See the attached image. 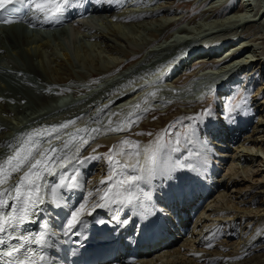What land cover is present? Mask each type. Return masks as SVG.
Masks as SVG:
<instances>
[{"label": "bare ground", "instance_id": "1", "mask_svg": "<svg viewBox=\"0 0 264 264\" xmlns=\"http://www.w3.org/2000/svg\"><path fill=\"white\" fill-rule=\"evenodd\" d=\"M205 1L208 3L197 12L196 18L199 15V18H197V20H199H196L197 22L194 21L192 23L185 20L188 25L192 24L190 25L191 28L184 25L185 17L181 14L183 10L177 12L173 9L174 5H179L181 3H184V6L193 8ZM214 1L220 5L222 4L221 6L223 7L225 6L221 14H218V12H215V9L212 8L214 6ZM114 2L115 1L112 0H92L90 3H83L82 5H85L87 10L91 8L97 15L91 18L89 23L84 25V27L88 29L83 30H89L90 28L91 30L88 32L92 31V33L89 34L96 37L94 41L98 44L102 43L101 45H105L106 48L108 47L115 55L117 54L121 57L125 56V58H127V56L138 55V60L135 61L136 63L139 61L138 65L136 66V63H134L127 72H123V70V75L132 71L135 72L134 69L148 68L153 64L151 62L155 59L154 57L160 56L163 51L169 48H173L175 51L164 61L158 70L167 71L171 66L175 69L178 67L175 72H172L166 78H168L169 81L172 80V82L177 85L176 88H178L179 91L183 93L189 92V94H191L192 92L198 93L200 89L208 87V89H206V92H208L207 94H211L212 96L219 95V100L226 102L232 98L235 92V87H230L231 83L233 85V83L235 84L238 80V75L235 76L236 74H233L232 78L229 79H226L224 76V73L233 66L234 70L237 68L239 69L240 82H242V84L245 82L244 84L247 85V87L244 88L247 94H245L243 101L239 103L240 107L237 109V114L228 121V124L224 126L222 122L212 120L210 116H203L200 120L203 124L201 123L198 130H196L199 140L206 142V148L203 143L194 140L192 147L188 146L190 153L188 160L189 163L193 164L195 168L199 170L198 172L202 177H195L194 174L189 173L187 169H182V172L178 174L174 172L171 178L163 176L162 174H157L155 176L157 178V187H159L160 190L161 188L163 190L166 186H169L168 188H177L178 190L184 188L189 199H193L190 194H192L194 198H197L192 205L198 215L195 218L194 227L191 228L192 230L188 232V234L183 235L179 240L169 244L168 247L161 249L156 246L153 247L154 250L149 254L140 251V262L136 264H250L254 259H263L264 253L260 256L251 257V254L253 255L258 251L264 252V176L262 175V172H264L263 0H253L252 2L250 0H237L236 2H233V0H195L193 3L192 1L186 0H171L168 1V5L167 3L164 5L159 4L155 8L147 7L146 9H140L136 12L134 10L135 2L133 1L134 4L133 2L129 3L128 10H134L135 13L133 12L131 15L133 17L130 15L127 16L128 19L129 17L132 18L133 22H127L128 26H126L128 30L124 32L119 30L121 26L114 24L113 20L122 19V15L127 8L120 9L118 5L121 2L118 4H114ZM36 12L37 11L34 13ZM76 12H79V10L72 11L64 9L63 13L58 17L54 19L50 18V21L55 22V26H59L60 30L58 36L53 35V38L50 37L52 40L60 44L59 41H69V39L71 40V38L74 37V32H72L74 28L68 33L64 32L60 26L64 23H72ZM156 15H160L161 17L157 18ZM102 16L106 17V20L101 21L97 19ZM138 17H147L146 19L152 17L153 19H151L150 22H144V24L142 22L134 23V21H138ZM140 18L139 20H141ZM201 18L208 20L207 26L213 23L218 24V29L220 30H222L225 25L227 26V22H232L236 24L237 27L242 26V24L243 26L250 24L253 27L254 33L246 35L244 31V38L229 44L228 48L221 50L223 47L221 44L224 38L216 33L215 30L218 29L208 30V28H204L206 23L204 24ZM40 21L35 24L41 25ZM14 28V26H10L6 29L0 26V80L2 79L0 81V160H3L6 156L11 154V149L8 145L12 144L15 146L19 143V138L23 136V132L28 129L27 126L35 121H37V124H35V130L33 131L34 139L41 142L44 146H46L48 142H51L53 146L58 147L59 145H57V142L53 140L55 135L57 137V133L52 137V134L50 135L47 133L46 129H49L50 125L62 117L61 113H63L64 108L69 107V103L79 99L82 101L81 98L85 97L84 95L93 92L95 89L99 91L108 85L117 84L121 77L114 78L108 76L113 69L120 66L123 60L116 58L115 65L108 66L106 63L105 65H107V67H102V65L100 66L95 63L96 68H93L91 71L88 70V73H82L78 70L76 74L85 81L84 84L78 86L66 85L67 88L62 87L61 89L59 87L58 89L60 91V89L63 90V88H66L67 92H71L70 94L75 95L76 98H71L69 100H65L64 98L60 103L52 104L48 101V96L44 95L45 92L44 89H42V83L50 82V78H46L50 77L49 72L46 70L47 67H43V63H41L43 76L38 67H36L32 55L33 53H37L38 61H42V50L51 46V40L48 39L49 37L46 39L43 37L39 38V35L35 33L38 32L39 29L33 32L31 31L30 34H28L24 31H17ZM77 28H75V30ZM101 28L106 29L105 34ZM192 29L196 35H194V37L193 35L188 37L186 33L192 32ZM213 34H217L219 37L209 40V38L215 36ZM81 35L82 37L84 36V38L87 37L86 34L84 35L82 33ZM108 36L112 37V40L115 39V41H120L124 46H111L107 43L109 42ZM45 37H47V35ZM204 38H207L208 41H202ZM131 43L132 45H130ZM182 48H185L183 50L185 53H183L181 57V54L177 55V52ZM24 54L29 58L26 57V60L28 59L27 61H25ZM150 58L151 61L149 60ZM204 63L205 65H200ZM194 64H198V66L193 67L192 65ZM152 66L154 67V64ZM188 66L190 67L189 69H187ZM3 68H7L10 74L14 73V71H19V75L17 74L19 79L10 82L13 86H10L8 80L3 77L5 74V71H2ZM20 70H28L29 72L34 71L38 76V80L33 77L31 78L27 74V71L20 72ZM184 71L186 73L189 72V74L183 76ZM139 74H141V72ZM67 76L71 79L70 84H73L75 77L72 75V72L67 73ZM180 76L183 78L180 79ZM92 77H95L98 83L93 82L91 79ZM61 79L65 80L66 78ZM210 79H212V85H208ZM23 82L29 90H34L36 93L31 96L25 93L21 94L22 91H19L20 89H18L17 86H20ZM43 86L46 87L44 84ZM250 94L252 95L250 96ZM7 99L13 102V107H10V104L6 102ZM21 103H23V105H21ZM24 103H28V105H24ZM171 103L168 104L167 102V105L164 106L165 109H161L163 113H167L172 109H179L177 108L178 106L180 108L196 106L195 102H191V100L185 101L184 103ZM26 105L29 110H31L29 115H27L24 120H20V122H14L10 126L7 125L5 120L8 119V116H13L16 113L18 114L21 107L25 108ZM221 106V101L215 100L212 106L213 111L217 110L215 108H220ZM176 111L179 112L178 110ZM20 112L24 113L23 111ZM155 113L158 112H154L152 116H154ZM78 115L82 114L79 112L77 116ZM67 116L70 115L68 114ZM133 132L135 131L133 130ZM51 133H53L52 129ZM62 135L64 137L66 134L64 133ZM165 141H167V139H165ZM240 149L243 153H241ZM224 152L232 153L229 154ZM197 153H200V155H197ZM226 155L229 157L230 161H225ZM168 157H171L170 163H174L177 159L181 162H183V160L185 161V159H181V155L177 152L168 153L165 159ZM85 158L87 159L85 160ZM130 159L129 162H131ZM107 160L108 157H94L91 153L83 157L80 156V160L75 165L74 169H79L80 171L81 185L82 183L84 184L87 175L95 173V169L103 168L108 174L111 166H106L108 165ZM224 162H226V166ZM225 168L227 169V175L225 173L220 179L215 180L217 171ZM65 171L67 172L68 169L66 168ZM69 171L66 174H68ZM162 176L165 177V179L162 178ZM209 176L210 181L207 179ZM107 177L108 176H103L101 180H105ZM187 177L189 179L182 183L180 182L181 179ZM49 179L51 178L48 177V180ZM197 181H200L201 186L194 188L193 186ZM58 182L59 180L57 183ZM187 185L189 188L185 189ZM91 186H93V189L89 191L96 192V190L103 188L104 184L99 182L98 185L93 184ZM82 187L83 186H80L70 191L68 189L60 190V195L63 197L62 204L64 208L70 205H74L78 208L79 205L86 202V200L90 204L91 200L98 199L96 197L93 198L97 195V192L91 197L82 199V195L80 196ZM192 190L193 192H191ZM68 192H70L69 195H67ZM164 192L165 191L157 194L155 193L157 198L163 200L159 203L161 206L157 207L167 209L168 203L174 199V196L166 197V193ZM189 199H187L186 202H189ZM53 207L52 204L48 203V205H42L41 208L48 214V210H51ZM92 210L91 207L86 208L82 215ZM97 210H99V208L95 209V211ZM169 214L172 216L171 213ZM230 260L233 262L230 263Z\"/></svg>", "mask_w": 264, "mask_h": 264}, {"label": "rangeland", "instance_id": "2", "mask_svg": "<svg viewBox=\"0 0 264 264\" xmlns=\"http://www.w3.org/2000/svg\"><path fill=\"white\" fill-rule=\"evenodd\" d=\"M133 1L135 2V4ZM168 1H171V0H154V1L153 0H137V1H135V0H115L114 4L115 3L118 4L121 2L118 5V7L120 9H126V8L127 9L125 10V13H123V15H122L124 18L123 17H122V19L119 18V20L114 19L113 23L120 25L121 29H119V30L120 31L122 30L121 32H124L125 30H128L127 29V26H128L127 22L132 21V18L129 17V19H130L129 20L127 16H129V15L131 16L133 14L134 10L136 12L137 10H140V9L141 10L146 9L147 7L148 8H151V7L155 8L159 4L164 5L167 3V5H168ZM186 1H192V3L195 2V0H186ZM230 1H232V0H230ZM236 1L237 0H233V2H236ZM250 1L252 2L253 0H250ZM130 2H133V4L135 5L134 10H128V8H129L128 5ZM263 2H264V0H263ZM192 3H190V4H192ZM207 3L208 2L205 1L204 3H201L200 5L198 4L199 6L196 5L193 8H191L189 6L188 7L184 6L185 4L181 3L179 5H174L173 9L176 10L177 12L183 10V11H181V14L184 15V17H185L184 21L188 20L187 22L193 23L194 21L197 20V18H199V15L196 18L197 12L200 11ZM213 5L214 6L212 8H214L215 12H218V14H221V12L224 11L225 6L224 7L221 6L222 4L220 5L214 1ZM157 12H158V10H157ZM124 15H126V16H124ZM216 16H219V15H216ZM131 17H133V16H131ZM156 17L160 18L161 16L156 15ZM139 18L140 17H138L137 18L138 21L136 20V21H134V23L142 22L144 24V22L145 23L150 22L151 19H153L152 17L150 19L149 18L146 19L147 17L146 18L141 17L140 18L141 20H139ZM97 19H100L101 21H103V20H106V17L102 16V17H98ZM125 19H126V21H125ZM186 21H185L184 25H187L191 28L190 25H192V24L188 25V23ZM201 21L204 24L206 23L204 25V28H208V30L219 28V25L216 23H213V24H210V26H207L208 20H205V18H201ZM76 28H77L76 30L74 29L72 31V32H74L73 33L74 37L71 38V40L69 39V41L61 40V41H59L60 44H58L57 41L52 40L53 35L51 36V34H46L47 37H45L46 35L42 32V30H41L40 34H38L39 38L43 37L44 39H46L49 37L48 39L51 40V42H50L51 46H48L44 50H42V52H43L42 53L43 54L42 61H38L39 59L37 57V53L32 54L34 63H36L35 65L41 71L42 75L44 76L43 68L41 67V63H43V67H45V68L47 67L46 70L49 72L50 77H46V78H50L49 79L50 82L42 83L40 81V79H42V78H40V77H39L40 78L39 81L42 83V89H44V92H46V94H47L48 90L52 91V93L47 94L48 99H49L48 101L50 103L57 104V103H60L64 98H65V100H69L71 98H76L75 95L70 94L71 92H69V91L67 92L66 88H67V86H78V85L84 84L85 81H83L82 78H80L76 74L78 70H80V72H82V73L83 72L88 73L89 72L88 70L91 71V70H93V68H96L95 63H97L100 66L102 65V67H107V65L108 66L115 65L114 63H115L116 58L120 59V60L123 59V60L120 63V66L118 68L113 69L111 71L110 75L108 76V77H114V78L121 77L120 80L117 82V84L110 85V86L108 85L107 87H103V89H101L99 91H96V89H95L93 92L87 94L88 96L84 95L85 97L81 98L82 101L79 99L77 101L69 103V107L64 108L63 113H61L62 117L58 121H56L55 123H53L52 125L49 126L50 130L46 129L47 130L46 132L49 133L50 135L52 134V137H53V135H55L57 133V137H59L60 139H57V137L55 135V137H53L54 138L53 140L56 141L57 145H59L60 147L62 146L63 140L64 141L69 140L73 136L76 137V139L72 142L73 144L79 143L81 141V138L88 140V143L84 144L82 146V148L80 149V152L77 154L78 159H74L72 161V163L67 167L68 171L69 170L71 171V172L69 171V173H68L69 176L74 173L75 165L79 162L80 156L83 157L84 155H88L89 153L93 154L94 157L95 156L99 157V158H107L108 157V160H107L108 165H106V166H111L110 168L112 169L113 165L110 162L109 157H112L113 160H119L121 163H123L124 161L129 162V159L131 158L130 159L131 162H129V163H135V160H136L135 156H131V157L128 155L120 156V155H117V153L120 151V149H123L125 153H129V152L134 153L138 150L140 152L139 159H140L141 163H143L144 162V148L145 147H147V148L153 147L155 145V142L157 141V138L161 137V136L164 137V141H165V139L168 140L169 136L164 135L165 131H167L168 133H172V134H174L176 131L183 132L182 125H191L192 127L196 128L198 130V127L200 126V124L202 122H200V120H195V119L192 121H189L186 118L187 117H194L195 118L197 114H200L202 112V110L207 109V108L211 109V113H212L210 115L211 119L212 120H218V121L222 122V125L225 126L226 124H228V121H230V119L237 114L238 108L236 107V105L239 104L241 101H243L245 94H247V92L244 89L245 87H247V85L244 84L245 82L243 83L244 85L242 84V82H240V76L238 73L239 69L236 67L237 69L234 70L233 69L234 66H233V67H230V69L224 73V76L226 79L232 78L233 74L234 75L236 74L235 76L238 75L237 76L238 77L237 82L235 84L233 83V85L231 83V85H230V87L231 86L235 87V92H234L233 98L230 100V102H229V100H227L226 102H224L223 100H219V98H220L219 95H215V96L211 95V98L201 97L199 99L191 100L193 97H195V98L199 97L200 96L199 92L205 93V95H206L208 93V92H206V89H208V87H205V89H200L198 93L192 92L191 94H189V92H185V94H184V96L186 98H188V100H191V102H195L196 106L181 107V108L178 106L177 108H179V109H172L167 113H163L162 110L165 109L164 106L167 105L166 104L167 102H168V104L171 103L172 101L173 102L171 104H173V103H184L185 102V99L184 100H179V99L177 100V99H174L173 97H171V95L169 97V94H171V92H173L174 88L176 87V86H174L175 83L172 82V80L169 81L168 78H166V76L163 75L161 73V71L158 70V68L164 63V61L175 51L173 48H169L166 51H163L164 53L162 52V54L160 56L158 55V56L154 57L155 59H153V62H151L154 64V67L152 66L153 65L152 64L148 68H145V69L139 68L136 70L134 69L135 72L132 71V72L127 73L126 75L125 74L123 75V72H127L128 69H130V66L132 67L134 65V63H136L135 61L138 60V58H137L138 55L137 56L136 55L127 56V58H125V56L121 57L117 54L115 55L114 53H112L110 51V49L108 47L106 48L105 45H101L102 43L98 44L94 41L96 37L90 35L92 33V31L88 32L89 30H91L90 28H89V30H83V29H88V28L84 27V25H82V26L78 25V26H76ZM101 30H103L104 34H105L106 29L101 28ZM252 30H253V27L250 24L245 25V26H243V24H242V26L237 27L236 24H233L232 22L231 23L227 22V26L225 25V27L222 30L218 29L215 31H216V33H218L220 36H222L224 38L223 43L221 44V46H223L221 48V50L222 49L224 50V49L228 48L229 44H231L233 42L235 43L238 40L244 38V31H245L246 35H251L254 33V30L253 31ZM169 32H170V30H169ZM75 33H76V35H75ZM82 33L84 35L86 34L87 37H85V38H84V36L82 37V35H81ZM186 34L188 37H191L192 35L194 37V35H196L193 32V29H192V32L190 31ZM213 35H215V36H213L212 38H209V40H213L214 38L219 37L217 34H213ZM55 36H58V34ZM204 36H206V35H204ZM50 37H52V38H50ZM90 37H91V39H90ZM108 40H109V42H107V43L113 47L124 46V44L121 43L120 41H117V40L115 41V39L112 40V37H110V36H108ZM204 40L208 41L207 38H204L202 41H204ZM114 45H116V46H114ZM130 45H132V43ZM153 55H155V54H153ZM24 56H25V61H27L29 59L28 56L25 54H24ZM26 57L28 58L27 60H26ZM113 59H114V62H113ZM149 60L151 61V58ZM106 63H107V65H105ZM157 63H158V65H157ZM155 65L157 68L155 67ZM87 68H89V69H87ZM22 71H27L28 73L27 72L26 73L31 78L33 77L34 79L38 80V76L35 74L34 71L33 72H29L28 70H22ZM71 72H72V75L75 77L73 84H70L71 79H70V77L67 76V73H71ZM140 72H141V74H139ZM185 73L183 74V76L185 75ZM137 76H138V78H137ZM61 78H66V79L62 80ZM134 78L137 79L139 82L137 80H135ZM141 78H143V79H141ZM181 78H183V77L180 76V79ZM91 79L93 82L98 83V81L96 80L95 77H92ZM99 79H102V78H99ZM156 79H157V81H156ZM234 81H235V79H234ZM211 82H212V79H210V82L208 85H212ZM43 84L46 87H44ZM59 87L61 89H62V87H66V88L65 89L63 88L64 91L61 89L59 91L58 90ZM251 88H252V86H251ZM104 93L106 96L104 95ZM152 93H155V95H151ZM251 95L252 94H250V96ZM189 97H190V99H189ZM169 99H172V100H169ZM7 100H6V102H8L10 104V107H13L14 106L13 102H10V100H8V101ZM215 100L221 101V103H222L221 107L222 108L217 107V108H215L217 110L213 111L212 106L214 105ZM79 101H80V103H79ZM77 103H78V105H77ZM25 104L28 105V103H24V105ZM137 104L139 105V108L135 107V105H137ZM21 105H23V103H21ZM27 105L25 106V108L21 107V109H20V111H23L24 113L18 111L19 110L18 109V110H16L19 112L18 114L16 113L17 115L16 114L13 116L9 115L8 119L5 120L7 125L10 126L14 122H20V120H24V118H26L27 115H29V113L31 112V110H29ZM73 105H74V107H73ZM145 109H147V111H145ZM176 110H178L179 112H177ZM186 111H188L189 113ZM79 112L82 115L77 116V114ZM154 112H158V113H155L156 116L155 115L152 116L154 114ZM68 114L70 116H67ZM63 115H65V116H63ZM75 115L79 118H77ZM153 117H155V118H153ZM167 117H169V118H167ZM64 119L67 121L74 120L76 124H69L67 128H63V129L58 128L57 132L51 133V129L53 128V126L58 127L59 124L67 122ZM59 121H61V122H59ZM62 121H65V122H62ZM35 122H33L32 124H29L27 126L28 129H26L23 132V135L25 133H33V131L35 130V128H34L35 124H37V121H35ZM180 122H182V123H180ZM170 125H175V128H171ZM224 126H223V128H224ZM117 127L122 128V130L121 131H110L109 130L110 128H117ZM92 129H99V131L93 132ZM133 130L135 132H133ZM47 133H45V134H47ZM64 133L66 135H64V137H63L62 134H64ZM149 133L151 135H149ZM59 135H62V136H59ZM124 140L130 141L131 143L130 144H121V141H124ZM171 140L173 143L175 142V136L174 135L171 136ZM181 141H182V143H181L180 151L177 153L179 155H181L182 160L187 159V161L189 162L188 157H189L190 153H189L188 146L192 147V144L189 145V144L184 143L183 142V136H181ZM59 146H58V148H60ZM65 151H67V150H65ZM72 151L74 152V148L72 149ZM240 151H241V149H240ZM220 152H223V151H220ZM168 153L171 154L172 152L165 150V158H166ZM224 153L231 154L232 152H224ZM241 153H243V152L241 151ZM69 155H71V153H69ZM225 161L226 162L230 161V159L227 155H226ZM226 162H224L225 166H226ZM223 167H224V165H223ZM96 168H98V167H96ZM111 169H110V171H111ZM187 170L189 173H193L195 177L196 176L202 177L200 175V173L198 172L199 170L197 168H196V171H192L189 169H187ZM226 170H227L226 168L223 170H218L217 174H216L217 176H215V180L220 179L223 176V174L225 175V173L227 175ZM104 172L105 171L103 168H101V169L99 168V169H95V173L87 175V178L84 180V184L82 183V185H81V186H83L82 189L80 188L81 189L80 196L82 195V199L89 197V193H91V196H92L93 194H96V192H98V191L100 192V194L104 192L105 188L107 187L106 184H104L103 188L96 190V192H90L91 189H93V186H91V185H93V184L98 185L103 176L105 177V176L109 175V173L107 174L106 172L105 173ZM181 172H182V169H177L175 171V174H178ZM262 175L264 176V172H262ZM163 176H165V175H163ZM163 176H162V178L165 179V177H163ZM119 177L120 176L118 175L115 177V179H119ZM49 178H51V179H49V182L57 183V181L59 180L60 177H59V175H57V176H51ZM209 178H210V176L207 177V179L210 181ZM187 179H189V178L188 177L183 178L180 180V182L182 183L183 181H186ZM88 180H90V181H88ZM197 182L199 185H201L200 181H197ZM113 183H114V181H113ZM157 186H158V184H157V178L156 177L151 181V184H148V183L143 182V181L140 184V187L144 191H150L152 193V195L155 193L157 194V193L163 192L169 187V186H166L163 190H162V188L160 190V188ZM248 190H249V188H248ZM69 194H70V192H68L67 195H69ZM95 197L99 198L97 195H95L93 198H95ZM46 204L48 205V203H46ZM49 204H51V203H49ZM151 205H154L153 200L151 201ZM116 207H117L116 205H110L108 208H101V210H103L105 212H112V211L118 212L117 216H120L123 220L124 219H130V221H131V222L126 224L125 228H127V227L130 228L131 226H134V229H133L134 231H136V232L141 231V229L139 227L141 225V219L142 218L138 213L134 212L132 209H125V208H121L119 211H116ZM263 231H264V229H263ZM263 253L264 252L258 251L256 253H254L253 255L251 254V257L257 256V255L260 256ZM235 260H237V259H235ZM254 261H256V262H254ZM229 262L232 263L233 261L230 260ZM258 263L264 264V258L263 259L260 258L259 260L254 259L250 264H258Z\"/></svg>", "mask_w": 264, "mask_h": 264}, {"label": "snow or ice", "instance_id": "3", "mask_svg": "<svg viewBox=\"0 0 264 264\" xmlns=\"http://www.w3.org/2000/svg\"><path fill=\"white\" fill-rule=\"evenodd\" d=\"M19 2L21 0H0V9H6L7 5ZM27 2L35 3L36 10L43 13L47 19L62 14L67 0H39L38 3L35 0H27ZM3 22L12 23L13 21L4 20ZM151 95H155V93ZM135 107L139 108V105L137 104ZM236 107L238 108L240 105L237 104ZM211 114V109L207 108L197 114L195 118L187 117L186 119L189 121L201 120L203 116ZM69 124H75V121L69 120L58 127L53 126L52 132H56L58 128H67ZM170 127L175 128V125H170ZM182 127L183 132L176 131L172 134L165 131L164 135L169 136L167 141H164V137L161 136L157 138L153 147L145 148L143 163L139 159L140 152L138 150L134 153H125L123 149H120L117 153L120 156H135V163L128 161L121 163L119 160L109 157L113 167L107 179L100 181L101 184L107 185L106 190L103 194L98 191L99 198L91 200L90 204L86 200L78 208L73 209L62 225V234L67 236L82 225L84 223L82 213L89 207L95 210L116 205V211L121 208L132 209L141 218L163 212V208L151 205L152 193L144 191L140 184L142 181L151 184L157 174L171 178L177 169L196 171L195 166L187 159L183 162L177 159L174 163H170L171 157L165 159V150L180 151L181 136L186 144L190 145L196 140L203 143L206 148V142L199 140L196 128L191 125H182ZM109 130L121 131L122 128H110ZM92 131L98 132L99 129H92ZM149 135L151 134L149 133ZM172 135L175 136L174 143L171 140ZM75 139L76 137L73 136L69 140L63 141L62 146L57 148L51 142L44 146L34 139L33 133H26L19 138V143L15 146L8 145L11 154L0 160V246H2L0 247V264H51L44 249L51 246L47 237L56 235V233H50L46 223L42 225L43 230L38 233L24 232L22 229L26 224L33 222V217L39 212L42 205L51 203L54 207L63 206L60 190H72L81 186L79 169H75L70 176L65 171L74 159H78L77 154L81 147L88 143L87 139L81 138L79 143L73 144ZM130 143L127 140L121 141V144ZM57 175L60 177L59 182L50 183L48 177ZM118 175L120 178L115 179ZM89 197H91V193H89ZM91 214V211L87 212V215ZM112 219L117 220L119 217L113 215ZM98 222L105 223L102 220ZM129 222H131L130 219L120 220L121 224ZM33 245H36L40 251H37Z\"/></svg>", "mask_w": 264, "mask_h": 264}]
</instances>
